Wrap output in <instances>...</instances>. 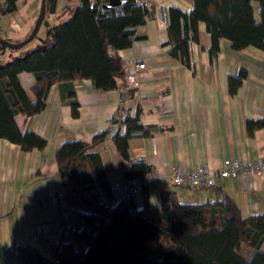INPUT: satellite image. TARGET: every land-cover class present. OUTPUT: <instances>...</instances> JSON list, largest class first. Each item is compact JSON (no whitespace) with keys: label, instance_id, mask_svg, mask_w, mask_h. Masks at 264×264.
Wrapping results in <instances>:
<instances>
[{"label":"trees","instance_id":"obj_1","mask_svg":"<svg viewBox=\"0 0 264 264\" xmlns=\"http://www.w3.org/2000/svg\"><path fill=\"white\" fill-rule=\"evenodd\" d=\"M16 1L0 0V15L14 12ZM57 1L46 0L44 40L0 63V138L23 150H41L47 142L34 131H22L15 116L42 111L53 84L62 87L74 116L79 105L74 80L90 79L98 90L115 88L117 77L124 76L117 50L141 38L136 27L154 14L152 5L142 7L134 0L110 7L105 5L109 0H78L66 5L65 17L57 16L50 24L47 18L56 13ZM200 21L210 35V56L222 38L235 50H264V0H193L189 12L174 6L166 10L169 53L187 66L189 41L198 40ZM7 49L0 44L1 52ZM24 71L33 75L28 88L18 77ZM245 74L241 69L237 76L229 75L230 93L237 91ZM125 101L118 107L121 114L112 118L118 124L113 132L102 130L88 142L64 141L55 150L66 202L80 209L83 220L76 238L66 240L61 233L51 243L50 256L23 240L0 244V264H264V214L243 215L227 194L212 201H183L174 189L162 188L157 212L120 199L111 202L102 156L91 150L98 143L110 136L125 176L138 179L143 192L148 186L143 175L151 169L132 159L128 148L131 138L149 136L153 129L140 121L138 109L131 113ZM245 124L251 135L264 128V117L248 118ZM242 242L249 247L243 248L247 255L241 253Z\"/></svg>","mask_w":264,"mask_h":264},{"label":"crops","instance_id":"obj_2","mask_svg":"<svg viewBox=\"0 0 264 264\" xmlns=\"http://www.w3.org/2000/svg\"><path fill=\"white\" fill-rule=\"evenodd\" d=\"M77 1L58 0L56 13L47 18L48 23H55L57 16L64 17L66 5ZM150 1L154 14L136 27L143 36L130 47L117 50L123 63L145 62L125 105L131 113L138 109L140 121L153 129L151 135L136 136L129 142L130 157L155 170V181L148 184L146 192L135 188L131 206L157 212L161 207L160 189L171 188L183 201H212L227 194L243 215L264 214V174L220 178L209 188L173 185L170 178L176 166L187 168L206 162L217 168L227 158L264 160V128L250 135L245 124L248 118L264 117V50L254 46L235 50L228 39L222 38L219 50L210 56V35L200 21L198 40L189 41L191 65L187 66L170 55L166 22L161 16L170 6L189 12L193 0ZM16 4L18 8L19 0ZM10 14L1 15V21ZM42 25L47 33V25ZM0 26L5 35L21 31L3 27L2 23ZM29 26L28 22L26 34L19 40L29 34ZM16 53L0 51V58H7L4 62ZM241 69L245 77L237 91L230 93L228 77L237 76ZM18 77L25 88L33 81L30 72H21ZM124 79L117 77L116 87L106 90L95 89L90 79L74 80L79 103L76 116L58 84L50 87L42 111L15 116L22 131H34L47 143L41 150H23L0 138V244L35 235L30 243L50 256L51 243L61 233L66 240L76 238L75 231L82 227L83 220L80 209L66 202L55 150L64 141L88 142L102 130L113 132L117 128L112 118L118 111ZM91 150L101 154L111 189L116 183L132 185L110 136ZM112 194L113 203L118 197Z\"/></svg>","mask_w":264,"mask_h":264},{"label":"built area","instance_id":"obj_3","mask_svg":"<svg viewBox=\"0 0 264 264\" xmlns=\"http://www.w3.org/2000/svg\"><path fill=\"white\" fill-rule=\"evenodd\" d=\"M3 1V0H1ZM126 2V0H120V3ZM134 2L142 7H149L151 5L150 0H134ZM162 20L166 22V12H162ZM1 20V15H0ZM10 26L13 29H19V26L15 23H11ZM145 67V62H136L134 64L123 63L122 69L124 73V85L120 89L119 105L127 99L132 92V88L137 83L138 72ZM121 113L116 112V117ZM264 174V160L253 162L251 160H242L238 158H227L224 160L220 167H212L206 162L199 163L192 167H174L170 172V178L173 185L185 186L188 188H208L216 185L220 178H236L240 175ZM143 179L148 184H152L155 181V170L153 168L146 171L143 175ZM131 181V186L116 183L112 187V191L116 193L118 199L123 200L126 203L130 202L132 194L135 192V188L140 187L138 179L134 178ZM60 197V196H59ZM35 239V235L24 238L23 241L29 243Z\"/></svg>","mask_w":264,"mask_h":264},{"label":"rangeland","instance_id":"obj_4","mask_svg":"<svg viewBox=\"0 0 264 264\" xmlns=\"http://www.w3.org/2000/svg\"><path fill=\"white\" fill-rule=\"evenodd\" d=\"M40 1L41 0H19V7L14 12H12L9 16L4 17V20H2V21L0 20V23H2L3 27L6 26L8 28H9L11 23H15V25L17 23V25L19 26V29L21 31H19L18 33L14 31L13 33H17L14 35H5L2 32H0V36L5 38L6 40H8L10 42H17L23 35L26 34V33H24V31L26 30V28H28V22L30 23L29 28L31 27L30 28V30H31L34 23H35V20L37 18L38 12H39ZM0 28H1V26H0ZM10 28L13 29L11 26H10ZM19 29H17V30H19ZM1 30H3V29H0V31ZM13 30H16V29H13ZM46 35H47L46 29H45L44 25H42L40 27V29L38 30L37 34L35 35V37L32 40H30L27 44L18 48L17 50L19 51V53L23 54L29 50L36 48L44 40ZM18 51H16L15 49H7L5 52L8 54H12V53L18 52ZM11 57H12V55H10L8 59H10ZM4 59H7V58L1 57L0 62H2ZM243 248H249L244 242H242V244H241V249H242L241 253L244 255H247L246 250L244 252Z\"/></svg>","mask_w":264,"mask_h":264},{"label":"water","instance_id":"obj_5","mask_svg":"<svg viewBox=\"0 0 264 264\" xmlns=\"http://www.w3.org/2000/svg\"><path fill=\"white\" fill-rule=\"evenodd\" d=\"M119 3H120V0H109L105 5L110 7V6L118 5ZM45 13H46V0H41L37 18L35 20V23H34L32 29L30 30L29 34L27 35V37L24 38L23 40H20L17 42H10V41H8L5 38L0 36V44L6 46L8 48H11V49H17V48H20L21 46L27 44L30 40H32L35 37L38 30L40 29V26H41L43 19L45 17Z\"/></svg>","mask_w":264,"mask_h":264}]
</instances>
